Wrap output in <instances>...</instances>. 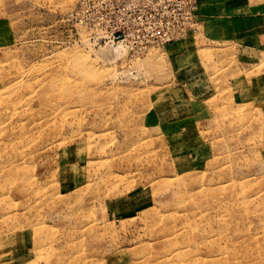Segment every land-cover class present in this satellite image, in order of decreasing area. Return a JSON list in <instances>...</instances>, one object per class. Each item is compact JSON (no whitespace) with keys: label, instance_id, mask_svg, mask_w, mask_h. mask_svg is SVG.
<instances>
[{"label":"rangeland","instance_id":"rangeland-1","mask_svg":"<svg viewBox=\"0 0 264 264\" xmlns=\"http://www.w3.org/2000/svg\"><path fill=\"white\" fill-rule=\"evenodd\" d=\"M76 1L0 0V264H264V0L174 47Z\"/></svg>","mask_w":264,"mask_h":264},{"label":"built area","instance_id":"built-area-1","mask_svg":"<svg viewBox=\"0 0 264 264\" xmlns=\"http://www.w3.org/2000/svg\"><path fill=\"white\" fill-rule=\"evenodd\" d=\"M198 0H77L71 12L99 39L118 41L130 29L146 43L173 44L198 31Z\"/></svg>","mask_w":264,"mask_h":264},{"label":"crops","instance_id":"crops-1","mask_svg":"<svg viewBox=\"0 0 264 264\" xmlns=\"http://www.w3.org/2000/svg\"><path fill=\"white\" fill-rule=\"evenodd\" d=\"M204 0H198V2H197V4H198V11H197V13H198V20H199V26H198V31L196 32V33H199V31L201 30V27H202V25L204 24V18H205V9H204ZM195 33V34H196ZM188 38L190 39L191 38V36H188ZM188 40V39H187ZM184 41H186L185 39H183V40H180V41H178V42H175V43H173V44H169V45H166V46H172V47H174V45L175 44H179V43H181V42H184ZM176 46V45H175Z\"/></svg>","mask_w":264,"mask_h":264},{"label":"bare ground","instance_id":"bare-ground-1","mask_svg":"<svg viewBox=\"0 0 264 264\" xmlns=\"http://www.w3.org/2000/svg\"><path fill=\"white\" fill-rule=\"evenodd\" d=\"M107 47V46H106Z\"/></svg>","mask_w":264,"mask_h":264}]
</instances>
